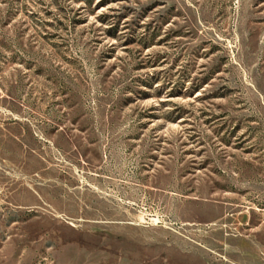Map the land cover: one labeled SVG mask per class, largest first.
<instances>
[{
  "label": "rangeland",
  "instance_id": "rangeland-1",
  "mask_svg": "<svg viewBox=\"0 0 264 264\" xmlns=\"http://www.w3.org/2000/svg\"><path fill=\"white\" fill-rule=\"evenodd\" d=\"M0 264H264V0H0Z\"/></svg>",
  "mask_w": 264,
  "mask_h": 264
},
{
  "label": "trees",
  "instance_id": "trees-1",
  "mask_svg": "<svg viewBox=\"0 0 264 264\" xmlns=\"http://www.w3.org/2000/svg\"><path fill=\"white\" fill-rule=\"evenodd\" d=\"M80 1H82L84 5H90V3L92 2V0H80ZM102 15L105 16V14H102Z\"/></svg>",
  "mask_w": 264,
  "mask_h": 264
}]
</instances>
